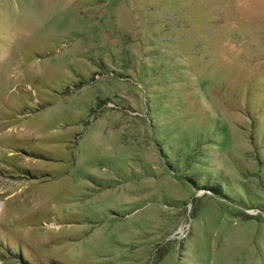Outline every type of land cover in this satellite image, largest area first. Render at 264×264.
I'll list each match as a JSON object with an SVG mask.
<instances>
[{"label":"rangeland","instance_id":"obj_1","mask_svg":"<svg viewBox=\"0 0 264 264\" xmlns=\"http://www.w3.org/2000/svg\"><path fill=\"white\" fill-rule=\"evenodd\" d=\"M3 247L264 264V0H0Z\"/></svg>","mask_w":264,"mask_h":264},{"label":"trees","instance_id":"obj_2","mask_svg":"<svg viewBox=\"0 0 264 264\" xmlns=\"http://www.w3.org/2000/svg\"><path fill=\"white\" fill-rule=\"evenodd\" d=\"M203 134H204V132H203ZM203 134L202 133L201 134H196V136H195L196 140L200 141L203 138ZM189 146L190 145H187L186 148H189ZM216 177H217V174L215 173L213 175V178H216ZM205 180H206L205 182L208 183V187H209L210 190H213L214 192H218L219 194H222L223 188L218 183V180H216V182H213V181H211L209 179H205ZM3 248L5 249L7 254H10V256H12L14 259H16L20 264H38L36 262H32V261L26 259L24 257V255H23V252L21 250H19V248H13V249H9L7 247L6 248L3 247Z\"/></svg>","mask_w":264,"mask_h":264}]
</instances>
